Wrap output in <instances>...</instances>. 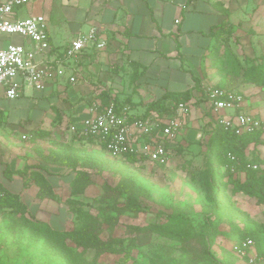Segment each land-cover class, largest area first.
Masks as SVG:
<instances>
[{
    "label": "crops",
    "instance_id": "1",
    "mask_svg": "<svg viewBox=\"0 0 264 264\" xmlns=\"http://www.w3.org/2000/svg\"><path fill=\"white\" fill-rule=\"evenodd\" d=\"M15 10V19L36 14L47 19L50 50L39 54L38 60L61 56L73 39L92 27L101 29L107 44L103 49L85 48L78 63H67L65 75L43 89L25 87L20 97L12 100L0 95V122L13 132L33 135L44 125L59 124L58 119H62L61 124L69 120L80 123L101 91L108 92L119 104H128L133 115L146 116L148 106L167 93L192 90L189 117L177 145L199 146L207 134L214 133L216 119L209 114L202 92L205 85L218 86L226 75V63L212 62L215 44H227L220 52L237 59L231 65H241L243 59H256L264 53V0H30ZM10 41L30 44L26 38L12 35L2 37L0 45ZM74 72L78 81L71 83L68 77ZM197 79L200 90L196 88ZM175 86L181 89L175 90ZM224 87L242 92L244 108L251 113L258 102L251 101L250 95H258L259 104L263 102L264 86L255 85L250 89L253 92L242 86ZM35 90L44 94L37 96ZM55 96L59 98L57 104L49 101ZM230 113L233 111H227ZM253 114L259 118V112ZM44 115L49 116L45 121L41 120ZM73 138L78 145L89 141ZM3 149L7 151H0V194L18 195L28 217L53 229H71L74 213L67 199L75 172L54 170L43 159L34 158L32 148ZM33 172L49 181L56 198H39ZM98 191L94 183L86 188L83 198L95 197Z\"/></svg>",
    "mask_w": 264,
    "mask_h": 264
},
{
    "label": "rangeland",
    "instance_id": "2",
    "mask_svg": "<svg viewBox=\"0 0 264 264\" xmlns=\"http://www.w3.org/2000/svg\"><path fill=\"white\" fill-rule=\"evenodd\" d=\"M8 37L3 36L4 39ZM222 45L227 47L225 43ZM225 50L227 54L228 49ZM221 53L218 60L226 63L224 84L229 87L242 86L245 91L253 92L250 89L256 84L247 80L242 73L245 68L259 63L258 58H246L241 65H231L237 59ZM177 89L181 88L175 86ZM34 93L40 97L44 94L37 90ZM250 99L258 102L253 105V111L259 112L258 117L264 120V95L261 104L257 101L258 95L252 94ZM49 101L57 104L59 98L55 96ZM43 104L47 105L45 101ZM47 117L44 115L41 120L45 121ZM71 124L69 120L62 124L44 125L42 130L51 135L34 138L31 133L6 129L5 123L0 122V151L6 152L3 148L9 146L19 151L32 148L34 158L43 159L54 170L63 168L69 172H72L71 167L64 163L70 159L89 157L93 160L94 183L100 194L82 199L86 208L95 213L105 207L98 199L106 182L116 185L127 181L132 187H137L141 190L147 210L136 215L126 212L113 225L107 218L108 222L102 224L101 234L104 240L110 235L120 239L136 237L135 243L130 244L133 245L130 252H106L97 256L95 249H78L69 239L64 243L57 242L40 232L22 211L7 208L0 213V264H248L246 259L232 253L230 247L240 231L250 232L256 227L264 229V203H258L254 196L234 190L229 179L244 181V175L233 174L230 178L224 173V166H212L213 147L209 142L217 127L214 126V133H206L207 138L199 146L182 147L181 150L177 147L167 164L157 166L149 163L130 164L124 159L112 158L97 144L84 142L83 139L78 145L73 138L77 136L70 132ZM24 134L27 136L25 139ZM34 139L38 142L33 143ZM245 153L249 163L258 164L257 175L262 174L264 163H259L256 158L264 160V122L260 141L256 145H249ZM180 214L189 219L187 224L193 234L186 241L145 228L159 221H167L171 215ZM137 225L144 226V229H130V226ZM261 237V241L255 240L264 252L263 230Z\"/></svg>",
    "mask_w": 264,
    "mask_h": 264
},
{
    "label": "built area",
    "instance_id": "3",
    "mask_svg": "<svg viewBox=\"0 0 264 264\" xmlns=\"http://www.w3.org/2000/svg\"><path fill=\"white\" fill-rule=\"evenodd\" d=\"M29 2L6 0L0 3V42L5 35H18L30 43L26 46L10 41L0 45V95L11 100L20 97L25 87L40 90L63 77L67 63H78L85 48L103 49L107 44L101 36V29L92 27L88 33L73 39L61 56L54 60H38L39 54L50 50L46 17L36 14L22 19L13 18L15 9ZM68 78L71 83L78 81L75 72ZM202 95L217 122L225 129L238 134L263 129V121L244 108L242 92L208 84ZM227 111L233 113L227 114ZM189 113V102H179L172 114L155 111L146 116H136L131 113L130 106L118 111L113 101L103 105L99 98H95L88 107L87 116L80 123L71 124L70 132L79 139L93 138L112 158L125 159L128 155H136L147 163L165 165ZM228 156L236 162L233 154ZM257 167L253 165V168ZM230 168L236 172V165L231 164ZM232 250L237 256L247 258L249 264L264 262L252 238L233 243Z\"/></svg>",
    "mask_w": 264,
    "mask_h": 264
},
{
    "label": "trees",
    "instance_id": "4",
    "mask_svg": "<svg viewBox=\"0 0 264 264\" xmlns=\"http://www.w3.org/2000/svg\"><path fill=\"white\" fill-rule=\"evenodd\" d=\"M212 32V31H211ZM222 43H216L213 49V55L211 57L214 64L217 63L219 59V52L221 50ZM260 62L251 67L245 68L242 75L245 76L247 80L255 83L259 86H264V56L261 55L258 59ZM196 79V78H195ZM196 82V88L200 90L198 79ZM219 87L227 86L222 80L218 83ZM191 91L187 90L185 92L179 93H167L163 98L152 102L148 106V111L146 115L152 112H159L161 114H172L179 102H188L191 98ZM97 98L102 101L103 105H108L110 102H114L118 111L129 106L128 104H119L115 98H111L109 93L106 91H101ZM172 102V104H171ZM211 112L209 109L208 112ZM209 114L211 115V113ZM212 116V115H211ZM213 118V117H212ZM215 122H214V121ZM215 127H217L216 133L210 138V147L212 146V166H224L226 169L224 173H227L230 178L233 174L244 173L245 180L239 181L237 179H229L235 191L244 192L250 196L257 198L258 203H264V171L262 174L257 175V169H252L253 165L246 159V150L251 144H257L260 141V135L262 132L258 130L254 133H241L238 134L234 130L225 129L224 126L219 124L216 119L213 118ZM61 122L62 119H58ZM214 127V128H215ZM34 138L39 136L49 137L50 132H44L42 128L33 131ZM85 140V139H83ZM88 142L96 144V141L88 139ZM178 143V142H177ZM177 143L172 146V150L176 151L177 147L182 149L183 146H177ZM201 144V142H198ZM233 154L237 160L234 162L229 158V154ZM126 162L130 164H147L143 158H138L136 155H128L125 159ZM259 163H264V160L257 159ZM159 166L160 164L149 163ZM236 165V172H232L230 165ZM68 167H71L72 171L75 172V177L72 180L70 188V196L67 199V203L70 206L71 211L74 213V224L69 230H58L53 229L50 225L40 222L37 219L28 217L35 227H38L40 232L45 233L50 238L56 240L57 242L64 243L66 240L72 241L76 247L79 249H95L97 256L110 252V253H122L130 252L131 247L134 244L136 237L128 238H118L110 235L107 240L102 239L101 234L103 231L104 223H107L106 219L110 221V224H117L119 218L126 212H131L133 214H140L147 210L142 200V193L137 187H132L127 181H121L119 184L111 185L106 182L104 184L103 193L98 199L99 202L105 204L103 208H100L96 213L92 210L86 208V203L82 199L85 190L88 186L94 184V172H93V160L89 157L70 159L68 163H64ZM38 167L39 165H34ZM161 166V165H160ZM28 168V167H27ZM23 174V170H18ZM216 171H214L215 173ZM34 178L39 185V198H56L57 195L54 191L53 186L49 181L40 173L33 172ZM228 180V181H229ZM229 182V183H230ZM7 208L18 209L26 215V206L20 201V198L16 194L10 192H5L0 194V213ZM107 215V217H106ZM112 222V223H111ZM189 219L183 214L171 215L167 218V221H159L155 224H150L147 229L157 234L165 235L174 239H180L186 241L193 236L190 231L188 224ZM264 226V225H263ZM133 231H141L144 226H130ZM264 229L262 227L252 228L250 232L242 230L239 232V236L232 241V244L238 242L241 239L252 238L256 245L257 242L262 240L261 233ZM232 253V245L230 247ZM258 254L264 256V252L261 250L259 245H257ZM235 254V253H234ZM236 255V254H235Z\"/></svg>",
    "mask_w": 264,
    "mask_h": 264
}]
</instances>
